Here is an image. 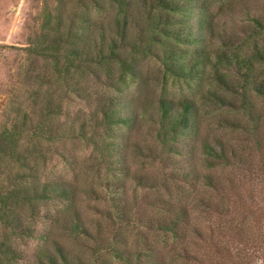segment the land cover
I'll return each mask as SVG.
<instances>
[{
    "label": "trees",
    "instance_id": "obj_1",
    "mask_svg": "<svg viewBox=\"0 0 264 264\" xmlns=\"http://www.w3.org/2000/svg\"><path fill=\"white\" fill-rule=\"evenodd\" d=\"M217 3L43 0L0 122V264L23 260L28 240L33 264L195 260L177 247L208 243L215 221L230 217L239 237L254 231L264 258V20L225 37ZM145 59L162 71L156 100L142 87ZM168 78L198 97L169 96ZM201 106L244 116L245 138L222 114L203 135ZM142 123L148 140L131 141ZM81 144L92 164L83 180L74 171ZM55 159L73 177L55 173ZM231 165L234 196L221 172ZM239 172L250 185L243 194Z\"/></svg>",
    "mask_w": 264,
    "mask_h": 264
},
{
    "label": "rangeland",
    "instance_id": "obj_2",
    "mask_svg": "<svg viewBox=\"0 0 264 264\" xmlns=\"http://www.w3.org/2000/svg\"><path fill=\"white\" fill-rule=\"evenodd\" d=\"M42 2L43 0H0V122L8 91L18 79L21 66L26 60L25 50L22 47L27 45L28 37L36 27L37 16ZM220 2V4L217 3L214 6V10L217 14L219 13L220 31H222L225 37H230V35L241 37L244 35V32L250 31L252 17H259L264 20V0H220ZM141 75L142 87L144 86L146 97L156 100L161 93V82L163 80L159 64L152 59L143 60L141 63ZM165 89L169 96L174 98L186 96L198 97V94L193 93L194 89L183 81L168 78ZM76 106L86 108L85 103L80 100ZM201 112L205 113L204 115L207 116L206 120L210 123L209 125L204 123V126L201 128L203 135L209 134L211 131L212 134L215 133L214 129L217 127V119L222 114L223 116L237 118V122L241 125L240 132H237V137L239 139L245 138V132L242 129L246 125L244 116L230 110L210 109L203 106H201ZM148 132L149 130L144 124L139 125L137 129L130 132V140L133 142L148 140ZM224 132H226V129H224ZM233 135L232 130L228 129L226 137L235 138L231 137ZM77 153H79L76 156L78 163L74 165L76 169L74 171H79V180H83L84 171H86L88 166L92 165L90 162H87L90 149L81 144L78 146ZM196 156H198V152ZM137 163L132 166L137 168ZM154 165V174L156 175L160 166L157 162ZM51 166L55 173H59L67 178L73 177V170L62 162L55 159L51 163ZM232 167L233 165L225 167L221 169V172L226 173L224 175L226 184L222 185L225 191L224 194L234 196L232 188L229 187V178L227 176L232 171ZM233 176L236 191L241 194L246 193L250 185L247 184V179L244 178V172H239ZM193 213H196V211L194 210ZM232 218H226L220 222L215 221L217 225L215 227L211 226V221L207 218L204 224L207 227L208 225L211 226L207 235L208 243H192L193 239L189 237L180 247H177V251L179 252H182L183 248L189 249L187 254L190 257L196 256L195 260L197 261L193 260V258H190L188 261L182 259L174 264H264V258L257 252L255 242L252 241L256 236L253 233L254 231L250 232L249 235L250 237L254 236L252 239L239 237L236 234V229H233L235 226L231 225V228L228 225ZM262 230H264V226ZM36 244V240H28L26 245H22L25 253L24 259L20 260L18 264H33L32 252ZM218 249L219 253H216ZM244 260L247 262H243Z\"/></svg>",
    "mask_w": 264,
    "mask_h": 264
}]
</instances>
